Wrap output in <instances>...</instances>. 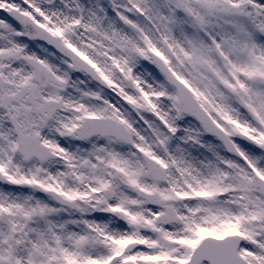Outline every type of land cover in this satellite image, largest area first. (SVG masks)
Returning <instances> with one entry per match:
<instances>
[{"label":"snow or ice","instance_id":"snow-or-ice-1","mask_svg":"<svg viewBox=\"0 0 264 264\" xmlns=\"http://www.w3.org/2000/svg\"><path fill=\"white\" fill-rule=\"evenodd\" d=\"M0 264H264V0H0Z\"/></svg>","mask_w":264,"mask_h":264}]
</instances>
